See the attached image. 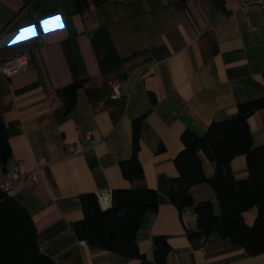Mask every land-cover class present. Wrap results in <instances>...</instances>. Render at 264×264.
<instances>
[{
    "label": "crops",
    "instance_id": "crops-1",
    "mask_svg": "<svg viewBox=\"0 0 264 264\" xmlns=\"http://www.w3.org/2000/svg\"><path fill=\"white\" fill-rule=\"evenodd\" d=\"M239 2L0 0V63L29 57L26 72L11 79L0 72V114L12 149L0 175L19 162L28 172L40 168L39 185H20L14 199L57 264H144L90 245L73 228L83 218L82 194L141 185L159 193L158 209L146 213L137 234L148 262H156L155 238L165 237L168 264H264V253L250 256L218 233L191 240L194 207L181 213L169 200L183 132L203 135L238 104L264 97V8L245 11ZM116 82L122 95L112 99ZM76 83L69 108L63 91ZM139 118L144 180L131 183L120 163L132 156ZM249 125L253 147L264 145V109ZM202 160L207 177L215 176V164ZM231 167L237 180L248 177L246 156ZM191 195L221 213L209 184L193 186ZM257 212L245 214L249 225Z\"/></svg>",
    "mask_w": 264,
    "mask_h": 264
},
{
    "label": "trees",
    "instance_id": "trees-1",
    "mask_svg": "<svg viewBox=\"0 0 264 264\" xmlns=\"http://www.w3.org/2000/svg\"><path fill=\"white\" fill-rule=\"evenodd\" d=\"M80 87L81 83H76L63 91L69 108L74 105ZM151 98L156 102L153 95ZM261 109H264V97L238 104L232 117L213 121L203 135L191 130L183 132V148L174 159L178 176L170 189L169 200L181 213L194 207L198 231L189 234L191 240H205L218 233L250 256L264 253V145L253 147L249 125V118ZM142 122V118L133 122L132 156L120 163L124 179L131 183L144 180V168L139 159ZM164 149L162 146L161 150ZM11 155L6 124L0 114V164L6 166ZM202 155L215 164V176L207 177ZM242 155L246 156L248 177L237 180L231 164ZM203 183L209 184L216 193L220 214L215 213L211 202L195 203L191 188ZM80 202L83 218L75 222L73 228L81 240L124 258L139 259L144 264H168L167 257L172 249L167 238H155V263L146 260L137 243L146 213L158 209L156 189L147 185L115 189L112 206L107 209L100 206L95 193L82 194ZM255 207L257 216L249 225L245 214ZM0 264H57L42 252L38 231L29 212L14 197L1 191Z\"/></svg>",
    "mask_w": 264,
    "mask_h": 264
},
{
    "label": "built area",
    "instance_id": "built-area-1",
    "mask_svg": "<svg viewBox=\"0 0 264 264\" xmlns=\"http://www.w3.org/2000/svg\"><path fill=\"white\" fill-rule=\"evenodd\" d=\"M253 7L264 8V0H240L239 8L241 10H249ZM29 68V57L27 54H19L11 57L0 63V72L7 78L11 79L16 75L26 72ZM122 95L121 84L116 82L112 85V99H118ZM86 139H91V133H87ZM70 154L76 152L75 146L67 147ZM40 168L32 171L23 170V163L19 162L17 165L8 169L3 175H0V191L5 195L14 197L20 185L24 187H36L40 183ZM98 201L103 209L112 206V193L98 194Z\"/></svg>",
    "mask_w": 264,
    "mask_h": 264
}]
</instances>
